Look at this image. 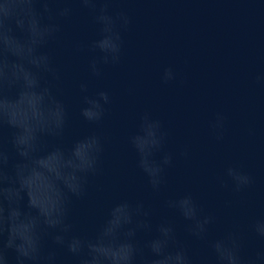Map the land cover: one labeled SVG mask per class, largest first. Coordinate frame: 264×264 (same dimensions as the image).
Returning <instances> with one entry per match:
<instances>
[{
    "label": "water",
    "instance_id": "1",
    "mask_svg": "<svg viewBox=\"0 0 264 264\" xmlns=\"http://www.w3.org/2000/svg\"><path fill=\"white\" fill-rule=\"evenodd\" d=\"M72 7V17L47 49L60 74L50 86L68 110L64 144L92 131L104 140L100 171L86 196L72 204L75 230L92 235L114 203L143 200L153 210V224L174 221L194 264L203 259L213 264L207 244L187 238L185 221L163 206L168 198L191 193L216 218L209 239L236 225L248 251L264 247L248 231L252 220L264 216V87L254 82L264 72V0H117L111 7L127 11L132 24L123 33L121 63L103 66L101 78L88 72L90 55L76 51L77 44L98 37V26L87 10ZM169 65L180 75L165 85L159 75ZM81 82H87L89 94L103 89L112 97L100 125L80 116ZM144 111L162 120L168 151L178 153L184 145L190 150L187 159L176 156L166 170L159 194L148 187L128 143ZM216 112L228 117L222 142L209 127ZM230 165L251 173L254 184L239 193L221 187L217 178ZM60 258L61 264H75L64 253Z\"/></svg>",
    "mask_w": 264,
    "mask_h": 264
},
{
    "label": "clouds",
    "instance_id": "2",
    "mask_svg": "<svg viewBox=\"0 0 264 264\" xmlns=\"http://www.w3.org/2000/svg\"><path fill=\"white\" fill-rule=\"evenodd\" d=\"M116 2L0 0V264H61L60 253L75 264H194L174 221L162 218L153 224V210L143 200L114 203L92 235L78 233L70 219L74 200L86 196L91 178L100 171L104 140L92 131L71 146L64 144L69 115L50 86L60 74L47 49L62 32V22L72 17V5H79L98 26V37L77 44L76 51L90 55L88 72L101 78L103 66L121 63L123 33L132 24L127 11L111 7ZM179 75L169 65L159 78L167 85ZM254 82L264 87V72ZM79 90L80 116L100 125L112 103L110 93L101 89L89 94L87 82H81ZM227 121L223 112H216L209 123L217 142L224 140ZM168 135L162 120L144 111L137 131L128 136L136 166L154 194L162 191L176 156L190 155L187 145L178 153L168 151ZM217 180L234 193L255 182L237 165L226 167ZM163 206L182 217L187 238L207 244L213 264H264V247L248 251L236 225L209 239L216 218L206 214L191 193L168 198ZM248 231L264 242V216L252 220Z\"/></svg>",
    "mask_w": 264,
    "mask_h": 264
}]
</instances>
